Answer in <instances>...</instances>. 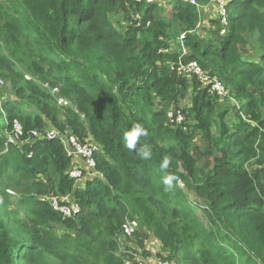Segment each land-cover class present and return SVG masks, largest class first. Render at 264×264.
<instances>
[{"label":"trees","instance_id":"16d2710c","mask_svg":"<svg viewBox=\"0 0 264 264\" xmlns=\"http://www.w3.org/2000/svg\"><path fill=\"white\" fill-rule=\"evenodd\" d=\"M226 2L227 34L218 19L204 35L201 10L186 0H0V77L19 99L0 103V264H135L119 254L128 216L148 260L264 264V0ZM251 37L260 61L244 56ZM192 62L228 87L239 104L232 119L209 85L179 74ZM45 83L76 106L65 119ZM190 89L193 123L187 115L173 128L167 111ZM14 121L23 132L11 142ZM134 123L151 159L125 147ZM51 127L100 145L99 176L84 188L61 137L33 136ZM12 188L23 192L18 210ZM68 195L81 208L69 219L47 200Z\"/></svg>","mask_w":264,"mask_h":264},{"label":"built area","instance_id":"2783aa9c","mask_svg":"<svg viewBox=\"0 0 264 264\" xmlns=\"http://www.w3.org/2000/svg\"><path fill=\"white\" fill-rule=\"evenodd\" d=\"M136 1L144 2V3L156 2V0H136ZM186 1L190 2L193 5H197L199 8L203 7L198 5L195 0H186ZM226 1L227 0H211L212 4H216L218 6L217 14L220 21L219 29L221 35L227 34L228 26H229L227 11L225 8ZM179 74L181 76L187 75L189 77H197L205 85H209L211 87L212 93L220 98L229 96V90L226 87V85L217 78L211 79L212 77L205 74L202 71L199 64L196 62H192L186 65H180ZM5 84L6 83L4 79L0 77V95ZM51 93L54 96L59 106L62 107L71 106V102L60 94L58 88L51 89ZM235 103L237 102L235 101ZM186 116L187 113L184 111L183 108L181 107L176 109L170 108L167 111L168 124L172 125L173 128L177 126H182L186 121ZM13 127H14L13 135L10 137L11 142H14L16 139H18L23 132L22 125L18 121H14ZM33 136L37 138L43 136L50 139L60 136L67 151V155L69 157L81 156L86 160V164L88 168L90 169L96 168L95 155L98 151H100V148L96 143L92 142L90 139L84 142L78 139L73 133H71L68 130L62 133L55 129H49L47 131L35 130L33 132ZM69 175L71 178H74L75 180H79L84 176V172L82 169L75 167L69 171ZM47 199L49 200L51 206L66 218H72L80 213L79 205L69 201L68 198H58L51 196V198H47ZM138 229H139L138 221L128 217L122 227L121 237L123 239L128 237H133ZM131 254L133 255L134 261L136 262L135 264H176L175 261H170V260H162V259L144 260L142 256L139 258L136 255V253L131 252Z\"/></svg>","mask_w":264,"mask_h":264},{"label":"rangeland","instance_id":"374dc122","mask_svg":"<svg viewBox=\"0 0 264 264\" xmlns=\"http://www.w3.org/2000/svg\"><path fill=\"white\" fill-rule=\"evenodd\" d=\"M156 2L162 3V5H164L165 7H169L167 5L171 4L170 0H156ZM204 6H206V7L202 8V10H201L202 11L201 12L202 21H205V17H206L207 23H211V22L217 23V21H218V14H217L218 6L216 4H212L211 2L208 5H204ZM206 13H207V16H206ZM208 16L210 18H208ZM119 19H121V17H119V16L115 18L116 26L118 27L119 30L122 31L125 29V27L118 23ZM122 21H123V18H122ZM201 28L202 27L200 25V29ZM206 30H208V29L207 28L203 29L204 35L206 33ZM255 43H256L255 39L253 37H251L250 42H249V46H248L247 50L245 51L244 56L248 59H255V60L260 61V59H259L260 52L258 51V48L256 47ZM191 88H192V86H191ZM13 101H19V99L15 95V93L13 92L12 86L7 82V84L2 89V94L0 95V103L5 104V103L13 102ZM23 105L25 106V110L35 112V109L31 105H28L25 102H23ZM190 105H191V89L188 92L184 93V97L181 99L180 107L183 108L184 111L188 115L187 116V122L193 123V116L191 114H188V112L190 111V109H189ZM235 105L238 106L239 104L238 103L236 104L234 98L231 96L217 98L218 110L219 111H227V118L228 119L233 118V108ZM169 108H174V107L170 106ZM60 117L62 118V120L65 119L63 109H62V112L60 114ZM10 140H11V138H10ZM196 140H197V143H200V144L203 142L202 133L198 132V134H196ZM87 171L88 170H84V178L82 180L78 181V183H77L78 185L83 186L88 179L92 180L93 178L99 176V173H96L94 170H91V172H89V173ZM21 190H22L21 188H17V190H16V188H12L11 190L8 191L9 196L7 198L9 199V206L12 207L13 210H18L19 200L22 198V195H23V192H21ZM74 217H76V216H74ZM131 217H133V216H131ZM133 218H135V217H133ZM135 219L138 221L137 218H135ZM147 245L151 248V251H152V252H150L147 249L148 253L157 252V250H159V248H160L159 243L156 247V245L151 243V241L149 243H146V247H147ZM121 246H122L121 247L122 250L125 247L132 249L133 251H135L139 255V256L137 255L139 258L143 255V253L141 252V249L138 246V238L137 237H135L134 239H124V244H122ZM124 257H128V254H124ZM142 257L144 258V260H148V259H146V257L144 255ZM131 263H132V260H131Z\"/></svg>","mask_w":264,"mask_h":264},{"label":"clouds","instance_id":"9594fccd","mask_svg":"<svg viewBox=\"0 0 264 264\" xmlns=\"http://www.w3.org/2000/svg\"><path fill=\"white\" fill-rule=\"evenodd\" d=\"M173 1H175V0H173ZM170 2H172V1H170ZM227 3V2H226ZM197 6V5H196ZM201 6V5H200ZM226 6V5H225ZM198 7V6H197ZM206 6H203V7H201V8H199L200 10H202V8H205ZM202 12V11H201ZM218 19H219V17H218ZM200 27V26H199ZM219 27H220V24H219ZM221 35V34H220ZM3 79V78H2ZM218 79V78H217ZM220 80V79H219ZM5 81V80H4ZM222 81V80H221ZM223 82V81H222ZM5 83H6V81H5ZM224 83V82H223ZM7 84V83H6ZM5 84V85H6ZM44 86L46 87V88H48L49 90H50V93H51V89H54V88H58L59 89V92H60V94L62 95V96H64L62 93H61V90H60V88L59 87H51V86H49V84L48 83H45L44 84ZM227 87V86H226ZM228 88V87H227ZM229 90V89H228ZM1 94H2V92H1ZM52 94V93H51ZM53 96V95H52ZM229 96H230V93H229ZM54 97V96H53ZM65 98H67L66 96H64ZM68 99V98H67ZM54 100H55V98H54ZM70 102H71V106H64V107H62V106H59L58 104H57V102H56V100H55V103H56V105L60 108V109H65V108H73L74 110H76V106L74 105V103L70 100V99H68ZM235 100V99H234ZM236 101V100H235ZM237 102V101H236ZM238 103V102H237ZM236 103V104H237ZM176 109V108H175ZM49 129H55V130H57V131H59L58 129H56V128H54V127H51V128H49ZM49 129H47V130H49ZM46 130V131H47ZM70 131L71 133H73L68 127H66V129H64V130H62V131H59V132H64V131ZM74 134V133H73ZM12 135H13V132H12ZM11 135V136H12ZM75 135V134H74ZM76 136V135H75ZM145 136H147V131H146V129H144L143 128V126L141 125V124H139V123H134L132 126H131V128L127 131V132H125L124 133V135H123V141L125 142V147L127 148V149H129V150H133L134 152H136L137 153V155L141 158V159H144V160H148V159H151V157H152V151H151V149H150V147L148 146V145H141L139 148L137 147V142L140 140V138L141 137H145ZM77 137V136H76ZM78 138V137H77ZM79 139V138H78ZM18 139H16L14 142H16ZM82 141V140H81ZM92 142H94V143H96L95 141H93V140H91ZM63 142V141H62ZM85 142V141H84ZM98 146H99V148H100V145L98 144V143H96ZM63 145H64V143H63ZM65 147V146H64ZM100 151H98L97 153H99ZM96 153V154H97ZM75 157H81V156H74V157H71V159H73V158H75ZM82 158V157H81ZM82 159H84V158H82ZM96 159V158H95ZM84 161H85V164H86V160L84 159ZM169 164H170V158L169 157H167V156H165L164 158H163V160H162V162H161V165H160V167H161V169L162 170H165V169H167L168 167H169ZM86 166H87V164H86ZM75 167H77V166H72L70 169H69V171L72 169V168H75ZM77 168H79V169H82V168H80V167H77ZM87 168H88V166H87ZM96 168H97V162H96ZM91 169V170H94L96 173H98L97 172V169ZM88 169H90V168H88ZM83 170V169H82ZM83 172H84V170H83ZM84 178V176L81 178V179H79V180H75L74 178H72V179H74L77 183H78V181H80V180H82ZM174 179H175V177L173 176V175H171V174H169V175H167V176H165V177H163V179H162V183L166 186V188H165V190L167 191V190H170L171 188H172V185H173V181H174ZM54 197H57V196H54ZM58 198H68L69 199V201H71V202H73V203H75V204H78L79 205V203H77L72 197H71V195H68V196H65V197H58ZM48 200V199H47ZM48 202H49V200H48ZM50 203V202H49ZM51 205V204H50ZM52 207V206H51ZM79 207H80V205H79ZM53 208V207H52ZM54 209V208H53ZM55 210V209H54ZM56 211V210H55ZM80 211H81V208H80ZM58 212V211H57ZM60 213V212H59ZM80 214V213H79ZM78 214V215H79ZM78 215H76V216H78ZM63 216V215H62ZM64 217V216H63ZM128 217H130V218H133V217H131V216H128ZM127 217V218H128ZM66 218V217H65ZM73 218V217H72ZM126 218V219H127ZM69 219V218H68ZM133 219H135V218H133ZM136 220V219H135ZM126 221V220H125ZM139 223V222H138ZM139 228H140V225H139ZM139 231V229L137 230V232ZM136 232V233H137ZM136 233L134 234V236L136 235ZM133 236V237H134ZM120 246L122 245V243L124 244V239L121 237V234H120ZM133 237H128V238H125V239H129V238H133ZM122 247V246H121ZM131 252H133V253H136L135 251H133L132 249H130V248H128V247H125L123 250H122V248H120V252H119V254H120V256L125 260V262H128L130 259L132 260H134V258H133V255L131 254ZM124 254H128V257H124ZM136 255H138L137 253H136ZM139 256V255H138ZM129 259V260H128Z\"/></svg>","mask_w":264,"mask_h":264},{"label":"crops","instance_id":"0c3cea01","mask_svg":"<svg viewBox=\"0 0 264 264\" xmlns=\"http://www.w3.org/2000/svg\"><path fill=\"white\" fill-rule=\"evenodd\" d=\"M206 16H207V13H206ZM208 18H210V17L208 16ZM202 22H203V23H202ZM202 22H201V24H200L202 28L200 29V27H199V32H201L202 34H204L203 29H204V28L209 29L210 27H212V22H211V23H207V21H206V17H205V21H202ZM72 166H77V167L82 168L83 170H88V171H87L88 173L91 172V169H88V168H87L84 159H82L81 157H75V158H73V159H72ZM88 180H89V179H88ZM88 180H87V181H88ZM87 181L85 182V184H84L83 186H80V185H78V186L84 188L85 185H86V183H87ZM150 241H151V243L155 244L156 247H157L158 242L155 241V239H150L149 241H147V243H149ZM152 241H153V242H152ZM155 251H156V250H155ZM153 258H155V257H153ZM153 258H151L150 260H153Z\"/></svg>","mask_w":264,"mask_h":264},{"label":"water","instance_id":"95a60500","mask_svg":"<svg viewBox=\"0 0 264 264\" xmlns=\"http://www.w3.org/2000/svg\"><path fill=\"white\" fill-rule=\"evenodd\" d=\"M226 4H227V3H226ZM226 4H225V5H226Z\"/></svg>","mask_w":264,"mask_h":264}]
</instances>
